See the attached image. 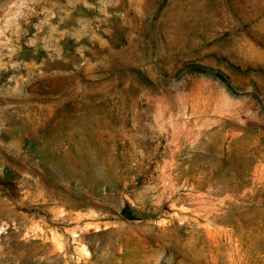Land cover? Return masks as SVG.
I'll return each instance as SVG.
<instances>
[{
	"label": "rangeland",
	"instance_id": "374dc122",
	"mask_svg": "<svg viewBox=\"0 0 264 264\" xmlns=\"http://www.w3.org/2000/svg\"><path fill=\"white\" fill-rule=\"evenodd\" d=\"M0 264H264V0H0Z\"/></svg>",
	"mask_w": 264,
	"mask_h": 264
},
{
	"label": "trees",
	"instance_id": "16d2710c",
	"mask_svg": "<svg viewBox=\"0 0 264 264\" xmlns=\"http://www.w3.org/2000/svg\"><path fill=\"white\" fill-rule=\"evenodd\" d=\"M187 69L189 71L209 75L215 79H218L219 81L223 82L226 85L228 84L226 76L221 71H217V70L213 71L212 69H209L208 67L198 65V64L188 65Z\"/></svg>",
	"mask_w": 264,
	"mask_h": 264
}]
</instances>
